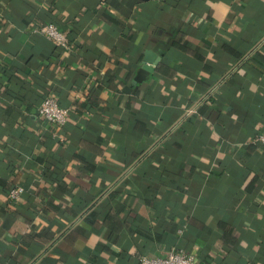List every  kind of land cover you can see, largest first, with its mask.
Here are the masks:
<instances>
[{
	"label": "crops",
	"instance_id": "0c3cea01",
	"mask_svg": "<svg viewBox=\"0 0 264 264\" xmlns=\"http://www.w3.org/2000/svg\"><path fill=\"white\" fill-rule=\"evenodd\" d=\"M261 134L264 0H0V264H264Z\"/></svg>",
	"mask_w": 264,
	"mask_h": 264
},
{
	"label": "built area",
	"instance_id": "2783aa9c",
	"mask_svg": "<svg viewBox=\"0 0 264 264\" xmlns=\"http://www.w3.org/2000/svg\"><path fill=\"white\" fill-rule=\"evenodd\" d=\"M38 33L46 37L57 46L67 49L68 43L66 36L59 32L55 25L45 24ZM38 116L50 124L63 127L68 119V110L58 105L57 101L52 97H45L37 109ZM256 142L264 144V134L256 138ZM24 191L21 187H13L8 193V199L11 202L18 201L23 195ZM139 264H195L193 258L183 251L177 253H170L165 258H149L141 257Z\"/></svg>",
	"mask_w": 264,
	"mask_h": 264
},
{
	"label": "water",
	"instance_id": "95a60500",
	"mask_svg": "<svg viewBox=\"0 0 264 264\" xmlns=\"http://www.w3.org/2000/svg\"><path fill=\"white\" fill-rule=\"evenodd\" d=\"M158 59L156 56L153 57V55L151 53H147L146 54V59L144 61V65L145 67H143L146 71L148 72H152V67H146V65H149V66H154L156 65V63L158 62Z\"/></svg>",
	"mask_w": 264,
	"mask_h": 264
},
{
	"label": "trees",
	"instance_id": "16d2710c",
	"mask_svg": "<svg viewBox=\"0 0 264 264\" xmlns=\"http://www.w3.org/2000/svg\"><path fill=\"white\" fill-rule=\"evenodd\" d=\"M9 193V192H8Z\"/></svg>",
	"mask_w": 264,
	"mask_h": 264
}]
</instances>
